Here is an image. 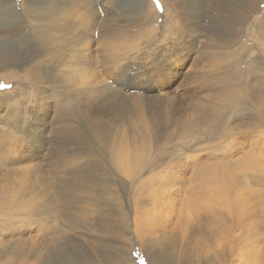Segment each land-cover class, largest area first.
Masks as SVG:
<instances>
[{"label": "bare ground", "instance_id": "obj_1", "mask_svg": "<svg viewBox=\"0 0 264 264\" xmlns=\"http://www.w3.org/2000/svg\"><path fill=\"white\" fill-rule=\"evenodd\" d=\"M19 2L0 0V79L22 83L10 96L0 93V103L7 109L25 104L30 125L0 136V264H72L69 257L51 256L52 241L81 238L89 250L100 244L101 235L121 239L122 222L132 225L141 240H151L142 245L152 263H166L162 258L170 251L175 253L171 264H184L180 238L165 239L170 232L159 226L158 212L168 209L176 213L180 232L191 218L196 226L188 229L190 238L203 227L213 264H264V206L252 187L237 185L239 176L264 173V132L253 131L264 126V47L256 55L261 61L247 63L252 47L244 41L252 20H260L257 30L264 35V15L258 16L264 0H162L161 25L152 0H134L138 17L123 23L115 16L117 0ZM27 28L33 32L32 40L21 45L27 50L16 49L11 40ZM163 62L169 63V74L160 67ZM148 73L157 82L150 91ZM104 90L117 91L124 104L98 112L91 102ZM242 98H250L259 109L257 115L227 123L222 131L226 141L219 147L229 145L230 154L226 152L233 157L228 167L217 163L209 170L203 154L201 172L192 177L174 178L171 186L165 179L142 183L145 156L141 152L133 157L134 152L151 150L162 139L187 137L198 130L203 115L207 118V104H216L218 116L217 105L233 107ZM37 108L50 115L38 118ZM104 119L112 123L105 134L98 125ZM94 135L100 137L97 145ZM107 166L116 174L99 170ZM105 198L116 202L115 208L104 207ZM61 212L68 230L57 233L44 224L37 245L21 238L26 236L22 217L44 223ZM104 221L117 224L105 228ZM94 232L100 235L94 237ZM157 239L161 242L154 243ZM93 253L76 263L116 264Z\"/></svg>", "mask_w": 264, "mask_h": 264}, {"label": "rangeland", "instance_id": "obj_2", "mask_svg": "<svg viewBox=\"0 0 264 264\" xmlns=\"http://www.w3.org/2000/svg\"><path fill=\"white\" fill-rule=\"evenodd\" d=\"M19 1L20 0H15V4H18V3L20 4L21 2H19ZM152 3H153V5H155L154 7H155L157 13L159 14V17H158L159 20H157V22L159 25H161L163 18H164L163 13H162L163 12L162 0L160 1L162 9L156 7L155 0H152ZM16 6L18 7V5H16ZM117 6H118V11L115 13L116 14L115 16L120 23H123L126 20H129V21L134 20L138 17V14L134 10V7H135L134 6V0H121V1L117 0ZM260 8H261V11H259V15H258L259 17L264 15V2L261 3ZM259 22H260V20H259ZM259 22H256V20H252V22L250 24L251 25V32H249L245 36L244 41H246V42L248 41L247 42L248 45L252 47V50L250 53L251 57L249 58V61L247 60L248 61L247 63H255V61H257V62L261 61V59L256 57V55L258 54V51H261L260 49L262 47H264V35L260 34L257 30V28H258L257 25ZM24 25H27V23H25ZM21 33L22 34L20 35V37H17V38H14L11 40L12 44L16 46V49L20 48L21 45H24L25 42H30L32 40L31 34L33 32L30 31L28 28H27V30H23ZM25 36H26V38H25ZM21 48L23 50L25 49L24 51L27 50L24 47H21ZM25 55H27V54H25ZM24 63H26V62H24ZM132 63L133 62H131V64ZM134 63H136L137 65H141L139 61H136ZM163 63L164 64H161L160 67L167 68L168 70L166 72L169 74V63L168 62H163ZM263 63H264V60H263ZM171 68H174V66H172ZM122 76L124 77V75H122ZM132 77L134 78V76H132ZM166 77H168V76H166ZM132 80H131V82H132ZM249 81H251V80L246 79L244 81V83L249 84ZM145 83L148 86H150V88L147 89L146 91H150L152 88H155L157 85V82H155L151 73L147 74V78L145 80ZM62 84L64 85L63 82H62ZM245 84H242V85H245ZM16 85L21 86L22 83L19 84L13 80L6 81L4 79H0V93L9 92L10 93L9 96H10L12 93L11 89H14L16 87ZM250 86H251V84L247 88H249ZM117 87H119V86H117ZM122 87H124V86H122ZM28 91H31V93H32L33 90L29 89ZM104 91L101 94H99L98 97H95L97 99V101H95V103L91 102L92 104H94L95 106L98 107V109H99L98 112H100L101 110L106 112L108 109H111L112 106L115 105V103H118L121 106L124 104L123 98L122 97L118 98L119 96H116L114 94V93H117V91H112L115 96H113L112 92L109 90H104ZM27 94H30V92H28ZM107 94H109L110 96H107L104 100H102L104 98V96ZM114 97H116L118 99H114ZM95 98H93V99H95ZM245 99L242 98V100H238L237 102L234 103L233 107H230V103H229V105H227L225 102H223L221 105H217L218 110H219L218 116H215L216 104L209 103L204 107V114L206 112L207 118H205L204 115L202 116L201 125L196 132H194V130H193L194 133L192 132L191 135H189L183 139H178V140L169 139V141L166 143H164L163 139H162L161 143H154L152 146L153 149H151V150H147V151L139 150V151L134 152L133 157H134V155L140 154L141 152L145 156V161L141 166V170H142L141 181H142V183L146 182V181L156 183L159 179H165V180H169V184L171 186V185H173V183L171 181L174 178L180 179V177H192V176L201 172L203 165L198 164V160H199V157L203 154H205V156H206L204 158V162L209 163V170H210V167L212 164L214 165L217 163L218 164L221 163V165H223V166L225 165L226 167H228L230 164V161H231V159H233V157H230V155L227 154L229 145L221 144L219 147V143H223L224 141H226V136L220 137V135L224 134V132H222V131L225 130V126L227 125V123H229L231 121H238V118H240V120H244L245 117L257 115V113H258L257 111L259 108H258L257 104H253L252 102H250V98H245ZM101 101H103V102H101ZM204 102H206V101L201 102L200 105ZM21 103H23L22 100H21ZM217 104H218V102H217ZM31 105L36 106L33 104H31ZM5 106L6 105L0 103V136L3 132H4V134L10 135L12 133V131L18 125L25 126L27 123L29 124V119H28L29 115L26 116L25 112H28L29 114H30V112L27 111L28 109H26V108L24 109V107H26L25 104H22V106H19L18 109H12L9 107H8L9 109H7V107H5ZM125 106L127 108L131 107L130 104L127 103L126 101H125ZM27 107L29 108L28 105H27ZM34 111H40L41 116H39L38 118H41V119L43 118L44 113L50 115L47 112V110H45L44 108H37ZM183 112L188 113V111L186 109ZM7 115L11 118L9 119ZM51 115H53V114L51 113ZM16 118H18V119H16ZM178 119H180V118L177 117V120ZM217 119H219V120L221 119V121L218 122V123L222 122L221 126L216 125ZM222 120L224 121V123ZM23 121H25V123ZM14 125H15V127H14ZM98 125L102 129H104V134L110 132V129L112 127V123L109 122L108 119H104V120L100 121L98 123ZM12 127H14V128H12ZM168 127H169V129L173 130V127H171L170 125H168ZM51 128L52 127H50V129ZM121 130L125 131V128L121 127ZM253 131L255 134H259L261 132H264V126H260L259 128H258V126H256L253 128ZM18 135H19V137H21L22 134L18 133ZM93 140H92V143L94 145H97L98 141L100 140V137L98 135H94ZM64 141L66 142L65 138H64ZM191 149H194L195 152L193 153L192 151H187V150H191ZM226 150H227V152H226ZM243 150H244V152H247L248 148L245 145H243ZM131 153L132 152H129V156L131 155ZM221 159L222 160L225 159L227 163L225 162V160L223 161L224 163H222ZM94 160H98V159L94 158ZM262 160H264V159H262ZM184 169H189V170L184 172ZM89 170H90V168H89ZM99 170L102 173H107V172L112 173V175L116 174V172H117L116 169H114L111 166H107L106 168L102 167V169H99ZM92 173H94V172H92ZM254 173L251 175L248 174L247 176L243 175L244 177L239 176V178H240L239 184H237V185H239V187H241L242 189H244L246 185L248 187H252V190L254 192H257V193H254V192L253 193H254V196H256V198L259 200L260 206H264V204H263L264 202H263L262 195H261L264 193V184H262L263 182L260 181V180L264 181V177L260 176V175L264 176V173L262 174L260 172L261 174H258V175L254 174ZM246 177H248V178H246ZM248 182H249V184H248ZM258 183H260V185ZM138 193H139V191L135 192L134 194L138 195ZM102 201L105 203L104 207L109 208V210H112L116 206V202L107 200L106 198L102 199ZM116 208L118 209V207H116ZM138 209H139V211L140 210L144 211V209L142 207H138ZM158 214H159V226L162 228L167 227V231L170 232V234L169 233L165 234V239L174 237L176 235L180 238V241L183 244L184 249H185V253H186L184 264H213L214 258H209L210 257L209 251H211L212 249L209 248V242L207 240V237L205 236L203 227H201V231L199 232V234L197 236L190 238L187 235L188 229L196 226L194 223H190L189 220H191V218L187 222L188 228L185 231L180 232L178 227H177V224H176V213L175 212H173L171 209H168L166 211H162V213L158 212ZM56 217H54V220L46 221L44 223L43 222L42 223L41 222H39V223L34 222V219L31 216L29 218L32 220L27 222L26 217H22L23 219H25L24 220V222H25L24 232H25L26 236H22L21 238L25 239L24 241H27L29 243V245H30L31 241L33 242V245H37L36 244L37 239H38L37 237H38V234H40L41 226L44 224H47V225H49L50 228H54V230H57V233L59 232L60 228L61 229L65 228V230H68L69 229L68 224H67L68 220L65 216V213L64 212L57 213ZM79 223L84 228L87 227V225L83 224L82 222L79 221ZM79 223L77 222L78 228L80 229ZM103 224H104L105 228H112L117 224V221L116 222L104 221ZM118 229L125 232V234L122 236L121 239L118 240V239H116L114 237H110L108 235H101L100 244H97V246L96 245L89 246V248H90V249L88 248L89 250H87V244L86 245L84 244L86 242H84L83 239H81V238H69V237H65V238L63 237L62 238V236H61V237H59L58 242L56 240L52 241L50 254L53 258H57L59 256L69 257V262L72 264H77L76 262H78L79 260H83L86 257L91 258L94 254L93 251L98 253L99 257L102 256V257H100V259L103 260V258H105V259H108L109 261L112 260L116 264H124V263L127 264L128 262H129V264H154L147 257V253H146L147 251H146L145 247L142 245V244H146V245L151 244L150 243L151 240H148L147 238L141 240L137 236L136 232L134 231V227L132 225L127 226L124 222H122L118 225ZM210 231H211V234L214 235L213 228H210ZM57 233H56V235H57ZM263 233H264V231H263ZM77 235H79V234H77ZM92 235L95 237V236L100 235V234H98L97 232H94V233H92ZM152 235H154V234H152ZM157 242H161V241L160 240H158V241L154 240V243H157ZM94 246H95V248H94ZM92 248H94V249H92ZM199 248H203L204 252L199 253L198 252ZM159 252H160V254L162 253V251H159ZM167 252H168V250H167ZM193 256H197V261L195 260V258ZM198 256L201 257L200 260H199ZM202 258H204V259H202ZM162 259L165 260L166 263H158V264H171V263L175 262L174 261L175 253L173 255L169 251L166 255L164 254ZM61 261H64V259H60V262Z\"/></svg>", "mask_w": 264, "mask_h": 264}, {"label": "snow or ice", "instance_id": "obj_3", "mask_svg": "<svg viewBox=\"0 0 264 264\" xmlns=\"http://www.w3.org/2000/svg\"><path fill=\"white\" fill-rule=\"evenodd\" d=\"M155 4H156L157 8H161L162 9V6L160 4V0H155Z\"/></svg>", "mask_w": 264, "mask_h": 264}]
</instances>
